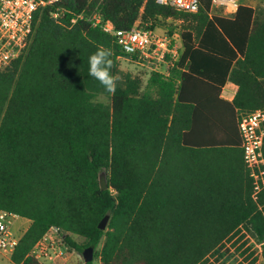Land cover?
I'll return each mask as SVG.
<instances>
[{
  "label": "trees",
  "instance_id": "1",
  "mask_svg": "<svg viewBox=\"0 0 264 264\" xmlns=\"http://www.w3.org/2000/svg\"><path fill=\"white\" fill-rule=\"evenodd\" d=\"M199 1L197 14L156 0H67L61 22L51 7L36 13L27 50L0 71V209L31 221L14 264H44L31 252L52 228L100 264H215L243 232L264 259V193L252 197L237 124L264 108V5L240 4L229 19ZM96 9L125 31L182 21L185 71L150 73L145 86L124 73L114 37L71 23ZM100 46L113 51L114 95L88 75ZM227 81L238 86L232 103L220 98ZM245 246L238 264H257Z\"/></svg>",
  "mask_w": 264,
  "mask_h": 264
},
{
  "label": "built area",
  "instance_id": "2",
  "mask_svg": "<svg viewBox=\"0 0 264 264\" xmlns=\"http://www.w3.org/2000/svg\"><path fill=\"white\" fill-rule=\"evenodd\" d=\"M67 0H0V71L8 68L23 56L33 34L35 15L39 10L53 8L52 18L61 22L66 10L62 4ZM165 7L185 14H197L200 11L199 0H156ZM239 0H212L210 17L220 16L232 19L237 14ZM79 20L87 21L93 27L114 37L121 48L119 61H126L150 73H157L172 78L174 71L182 73L184 53L182 21L172 18L167 20L173 29L159 27L153 30L137 21L130 30L117 29L115 24L106 19L97 9L84 10L72 20V25ZM180 25V26H178ZM161 31V32H160ZM238 131L245 165L253 182V199L259 201L264 193V108L249 113H240ZM20 217L0 209V253L11 256L16 251L22 236L14 231V223ZM70 247L65 236L57 228H52L42 241L36 244L31 254L44 264H59L64 258V249ZM99 262V261H98ZM100 264V263H99Z\"/></svg>",
  "mask_w": 264,
  "mask_h": 264
},
{
  "label": "rangeland",
  "instance_id": "3",
  "mask_svg": "<svg viewBox=\"0 0 264 264\" xmlns=\"http://www.w3.org/2000/svg\"><path fill=\"white\" fill-rule=\"evenodd\" d=\"M239 4H244V5H249L252 7H260L262 5H264V0H239ZM165 24V26H164ZM162 24L160 27H166V29H173L174 25L169 22V23H164ZM180 26V25H178ZM161 32V31H160ZM120 69L124 72V73H130L132 74L134 77H137L139 79H141L143 86H145L148 82V79L150 77V72L142 69L140 67H137L131 63H128L126 61H120ZM97 103H103V104H109L110 100L105 97V96H99L96 100ZM28 227V223L24 220V219H17L14 223V231L16 232V234H18L19 236H22L23 234V229H27ZM245 233V238L244 240H242L235 248L234 247H230V251L226 252V250L221 252V256H219V263H215V264H238L240 263L243 258L240 256L242 251H238L237 248L239 246H241L243 243H246V246L244 247V249L246 248H251L252 251H254L257 255L258 262L257 264H264V259L261 256V246L258 243L256 237L254 236V234L250 233V232H243ZM74 241H76L78 244H83L84 243V239L80 238V237H73ZM238 238H236L235 240H237ZM234 240V241H235ZM233 241V242H234ZM65 251V255L63 259H58L59 264H86L85 260H84V255L78 251H75L73 249H64ZM0 264H14L10 257L3 255L2 253H0ZM94 264H99L98 260H95L94 258ZM245 264H249L248 262H245Z\"/></svg>",
  "mask_w": 264,
  "mask_h": 264
},
{
  "label": "clouds",
  "instance_id": "4",
  "mask_svg": "<svg viewBox=\"0 0 264 264\" xmlns=\"http://www.w3.org/2000/svg\"><path fill=\"white\" fill-rule=\"evenodd\" d=\"M113 51L110 48L100 46L88 57V75L98 81L103 89L114 95L117 90L120 77L114 75Z\"/></svg>",
  "mask_w": 264,
  "mask_h": 264
},
{
  "label": "water",
  "instance_id": "5",
  "mask_svg": "<svg viewBox=\"0 0 264 264\" xmlns=\"http://www.w3.org/2000/svg\"><path fill=\"white\" fill-rule=\"evenodd\" d=\"M99 181H100L101 190L102 191L108 190V174L106 171H103L100 174ZM110 218H111L110 215H107L104 217V219L99 224L100 230L104 231L107 229L108 224L110 222ZM83 255H84L85 263H91L94 261V249L93 248L86 249Z\"/></svg>",
  "mask_w": 264,
  "mask_h": 264
},
{
  "label": "crops",
  "instance_id": "6",
  "mask_svg": "<svg viewBox=\"0 0 264 264\" xmlns=\"http://www.w3.org/2000/svg\"><path fill=\"white\" fill-rule=\"evenodd\" d=\"M250 7H252V6H250ZM253 8H258V7H253ZM181 28H182V25H181ZM159 29H160V27H159ZM237 92H238V86L235 85L231 81H227L226 84H225V86L222 88L220 98L223 99V100H225V101H227V102H229V103H232L234 101L236 95H237ZM238 117H239V115H238ZM237 124H238V119H237ZM21 219H23V218H21ZM24 220L28 223V227H27V229H28L30 227V225H31V221L30 220H27V219H24ZM27 229H26V231H27ZM26 231H24V233ZM9 257L11 259V256H9Z\"/></svg>",
  "mask_w": 264,
  "mask_h": 264
}]
</instances>
